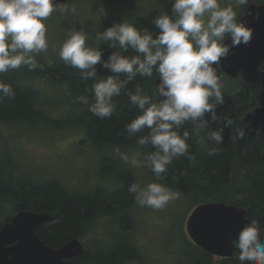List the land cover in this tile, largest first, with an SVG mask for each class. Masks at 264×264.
Segmentation results:
<instances>
[{
    "label": "clouds",
    "instance_id": "9594fccd",
    "mask_svg": "<svg viewBox=\"0 0 264 264\" xmlns=\"http://www.w3.org/2000/svg\"><path fill=\"white\" fill-rule=\"evenodd\" d=\"M248 4L249 0H228L224 6L221 0H172L170 13L163 11L154 18L153 23L159 30L155 35L125 20L114 23L96 37L108 42L111 48L119 47L107 60H102L98 47L86 43L87 34L83 29L66 30L59 58L66 66L78 69L82 81L94 80L91 99L87 94H80L74 102L87 105L99 119L112 116L116 110L113 98L126 90L127 84L137 76L152 78L154 72L158 75L159 82L152 96L145 94L139 84L134 85V92L127 91L129 102L139 112L124 125L125 132L137 137L136 143L141 148L150 146L152 150L135 152L131 159L121 155V159L136 168L149 169L155 177V181L145 186L139 181L128 186V192L139 206L161 210L179 198L178 191L156 181L166 176L174 159H195L187 143L189 132L180 131L186 123L199 134L218 121L216 108L224 103L223 82L218 73L220 60L229 52L226 40H231V46L250 41L252 29L236 11ZM54 11L53 0H0V74L21 66L29 71L42 70L36 56L49 47L45 21ZM59 11L74 14L76 8L61 7ZM129 49L136 54H122ZM97 64L112 75L97 79ZM121 74L123 80L119 78ZM66 91L71 95L70 90ZM15 95L11 84L0 81V103L14 99ZM232 124V119H225L223 127L212 130L207 138L214 145H221L224 128ZM145 130L147 133L143 134ZM138 133L141 135L137 136ZM243 136L240 130L239 137ZM219 151L213 147L209 154ZM116 152L120 154L119 148ZM262 231L256 219L239 230L232 243L241 264H264Z\"/></svg>",
    "mask_w": 264,
    "mask_h": 264
},
{
    "label": "rangeland",
    "instance_id": "374dc122",
    "mask_svg": "<svg viewBox=\"0 0 264 264\" xmlns=\"http://www.w3.org/2000/svg\"><path fill=\"white\" fill-rule=\"evenodd\" d=\"M75 1L71 3L76 8L74 14L60 12L61 7L73 6L59 3L55 5L56 11L45 21L49 47L46 52L36 56L43 70L63 62L59 58V50L66 38V30L83 29L87 34L86 43L99 48L108 42L97 40V33L123 20L134 23L153 9L166 12L167 4L172 0ZM249 2L263 3L264 0ZM227 3L228 0H221L222 6ZM245 7L236 8L238 15L241 16ZM43 70L37 68L29 71L26 66H21L3 73L6 81H11L16 88L19 84L38 89L42 100L47 102L46 107L42 108V115L35 113L32 104L30 116L0 117L1 121H7L0 122L2 180L32 182L45 187L58 182L69 192L97 195L101 200L111 202L128 200L127 174L142 186L155 181L149 169L136 168L121 159V155H128L131 159L135 152L146 153L150 151L149 148H141L135 143L109 146L105 142H98L88 133L90 116L87 115L86 106L74 104L76 95H68L66 91L71 90L72 83L57 80L59 74L53 77L42 75ZM55 122L57 126H54ZM117 148L120 154H117ZM156 182L169 186L163 179ZM171 188L180 195L164 209L141 207L135 202L133 194H129L128 206L121 208L117 215L105 212L91 221L79 238L85 250L92 254L95 241L103 246L109 241L116 243L119 238H128L137 251L126 264H192V259L199 256L185 224L196 206L195 196ZM13 210L11 205L4 206L0 216H12L15 213ZM122 224L127 226V230Z\"/></svg>",
    "mask_w": 264,
    "mask_h": 264
},
{
    "label": "trees",
    "instance_id": "16d2710c",
    "mask_svg": "<svg viewBox=\"0 0 264 264\" xmlns=\"http://www.w3.org/2000/svg\"><path fill=\"white\" fill-rule=\"evenodd\" d=\"M75 1V0H74ZM76 2V1H75ZM72 2H68L73 6ZM67 3H64V5ZM75 5V4H74ZM55 7V5H54ZM172 1L167 4V11H171ZM161 11L150 10L142 19L136 20L133 24L138 29L147 28L155 35L158 33L153 21ZM102 52V60H107L110 53L118 51L119 47L111 48L109 43H104L99 47ZM123 55H135L134 50L129 49ZM97 79L112 73L96 65ZM43 70V69H42ZM42 75L54 76L59 74L57 80L69 81L71 94H87L91 99V85L94 80L82 81L80 71L76 68L68 67L64 62L53 68L46 67L41 72ZM224 97L223 105H218L216 113L217 122H212L211 127L205 132L197 134L190 123H186L180 130L189 132L187 143L190 145L189 151L195 159L188 160L185 157L174 159L168 166V172L163 178L164 182L170 187H174L182 193L195 196L194 204L209 201H224L227 204H234L246 209V216L251 220L256 219L260 228L264 230V123L257 130H253L248 123L243 121L246 112L264 102V91L257 82H245L240 76L229 77L221 75ZM158 75L154 72L152 78L139 77L127 84L126 90L114 97L116 110L107 119H99L87 108V115L90 116L88 123V133L92 134L99 142L110 144H129L136 143L134 136H129L124 129V125L133 119L139 110L129 102L127 91H135L134 85L139 84L144 89L145 94L152 96L154 92V81ZM124 79L123 74L119 77ZM6 77L0 74V81L11 84L16 95L12 100L5 99L0 103V117L4 116H30L31 107L36 109L37 115H42V108H45L46 100H42L39 90L28 88L18 84L14 87L11 81H6ZM89 92L85 93V87ZM30 95V97L28 96ZM76 105H83L74 102ZM48 107V106H47ZM225 119H232L233 124L224 128L223 143L214 145L209 140L208 134L218 127H223ZM67 121V120H66ZM0 122H7L1 121ZM11 122V121H8ZM14 121H12L13 123ZM82 122V121H80ZM55 122L54 126H57ZM243 130V138L239 137V131ZM147 130H145L146 134ZM141 135L138 133L137 136ZM151 151L150 146H146ZM219 148L217 154L210 155L209 151ZM111 159H113L111 157ZM126 188L136 182L130 174ZM42 186L32 182L24 181H5L0 178V215L4 206L11 205L14 212L20 209L35 212H48L50 215L49 223L40 226L36 233L48 245L57 247L72 238H81L82 231L88 228L91 221L100 218L105 212L112 216L117 215L121 208L128 206L131 193L127 194V201H105L97 195H83L82 193H72L58 182ZM52 185V186H51ZM129 194H131L129 196ZM7 218V219H6ZM8 220L0 216V226L3 221ZM123 228L127 226L122 224ZM127 230V229H126ZM264 239V231L261 232ZM193 244V243H192ZM198 251V258L192 259V264H241L238 260V250L232 257H218L212 255L200 247L193 244ZM94 251L89 254L88 250L70 264H126L136 254V247L128 238H119L116 243L109 241L100 246L98 241L94 242ZM246 264V262H245Z\"/></svg>",
    "mask_w": 264,
    "mask_h": 264
},
{
    "label": "water",
    "instance_id": "95a60500",
    "mask_svg": "<svg viewBox=\"0 0 264 264\" xmlns=\"http://www.w3.org/2000/svg\"><path fill=\"white\" fill-rule=\"evenodd\" d=\"M73 0H53L54 5ZM241 18L252 29L247 44L230 46L227 56L221 58L218 73L229 77L240 76L245 82H257L264 90V2H249ZM159 82L158 77L154 81ZM253 130L264 123V104L243 116ZM50 219L48 212L20 209L0 229V264H69L84 253L82 242L72 238L58 248L46 245L35 229ZM246 209L224 201L197 204L186 220V231L192 242L204 251L218 257H232L233 241L239 230L250 222Z\"/></svg>",
    "mask_w": 264,
    "mask_h": 264
},
{
    "label": "flooded vegetation",
    "instance_id": "af4514ba",
    "mask_svg": "<svg viewBox=\"0 0 264 264\" xmlns=\"http://www.w3.org/2000/svg\"><path fill=\"white\" fill-rule=\"evenodd\" d=\"M245 8H246V7H245ZM244 10H245V9H244ZM243 12H244V11H243ZM241 15H242V14H241ZM261 69H264V63H262V65H261ZM261 88H262V87H261ZM263 91H264V90H263ZM262 104H264V102H263ZM262 104H260V105H262ZM260 105H258V106H260ZM256 107H257V106H256ZM254 108H255V107H254ZM254 108H253V109H254ZM253 109H252V110H253ZM252 110H250V111H252ZM250 111H248V112H250ZM246 113H247V112H246ZM246 113H245V114H246ZM245 114H244V115H245ZM15 213H16V212H15ZM15 213H14V215H15ZM14 215H12V216H14ZM12 216H8V220H6V219H7V218H6L5 221H3V222L1 223L0 229L2 228L3 223L9 221L10 218H11ZM47 224H51V223H49V220H48L47 222H45L44 224L40 225V226L47 225ZM40 226H39V227H40ZM39 227H38V228H39ZM38 228L35 229V233H36V230H37ZM36 234H37V233H36ZM37 236H38V235H37ZM42 241H43V240H42ZM43 242H44V241H43ZM44 243H45V242H44ZM45 244H46V243H45ZM82 244H83V243H82ZM46 245H48V244H46ZM61 245H62V244H61ZM61 245H59V246H57V247H53V246H51V245H50V246L53 247V248H58V247H60ZM83 247H84V244H83ZM84 251H85V247H84ZM76 259H77V258H76ZM72 260H74V259H72ZM72 260H69V264H70V262H71Z\"/></svg>",
    "mask_w": 264,
    "mask_h": 264
}]
</instances>
